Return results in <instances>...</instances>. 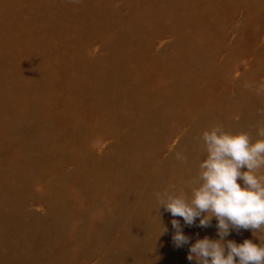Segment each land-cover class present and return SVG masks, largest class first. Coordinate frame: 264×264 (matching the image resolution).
<instances>
[{
  "label": "rangeland",
  "instance_id": "rangeland-1",
  "mask_svg": "<svg viewBox=\"0 0 264 264\" xmlns=\"http://www.w3.org/2000/svg\"><path fill=\"white\" fill-rule=\"evenodd\" d=\"M262 109L264 0H0V264H195L153 194Z\"/></svg>",
  "mask_w": 264,
  "mask_h": 264
},
{
  "label": "clouds",
  "instance_id": "clouds-1",
  "mask_svg": "<svg viewBox=\"0 0 264 264\" xmlns=\"http://www.w3.org/2000/svg\"><path fill=\"white\" fill-rule=\"evenodd\" d=\"M200 139L203 156L196 176L185 181L189 191H177L169 183L153 194L157 209L163 207L172 217L173 245H187L186 259L195 264H264V125L257 126L253 139L247 131L213 124L202 130ZM176 158L187 160L182 152ZM177 217L184 225L198 222L200 227L215 218L216 238L191 239ZM239 229L250 230L256 239H225L230 230ZM165 231L163 225L159 235Z\"/></svg>",
  "mask_w": 264,
  "mask_h": 264
}]
</instances>
